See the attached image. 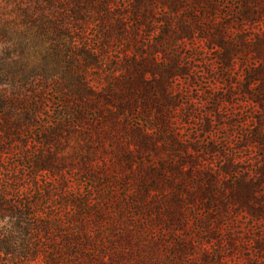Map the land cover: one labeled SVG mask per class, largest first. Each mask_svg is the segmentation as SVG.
<instances>
[{
  "label": "trees",
  "instance_id": "trees-1",
  "mask_svg": "<svg viewBox=\"0 0 264 264\" xmlns=\"http://www.w3.org/2000/svg\"><path fill=\"white\" fill-rule=\"evenodd\" d=\"M242 219L264 0H0V264H257Z\"/></svg>",
  "mask_w": 264,
  "mask_h": 264
},
{
  "label": "rangeland",
  "instance_id": "rangeland-1",
  "mask_svg": "<svg viewBox=\"0 0 264 264\" xmlns=\"http://www.w3.org/2000/svg\"><path fill=\"white\" fill-rule=\"evenodd\" d=\"M234 102H236V98H234ZM243 110H244V112H243V114H246L247 116H249V112H250V109H247L246 107H244L243 108ZM257 154H258V152L257 153H255L254 152V162H255V159H256V157H257ZM237 225H239V226H241V228H243V229H241V231H245L246 229H251L250 228V226H254L252 229H251V231L249 230V235L250 236H253V231H258V230H263L264 231V221L263 222H261L260 224H254V223H252L251 221H249V223H247V220L246 219H242V220H238V222L236 223ZM247 247V246H246ZM246 251H242V253L241 254H239V256L241 257V258H245L246 256H247V254L245 253ZM236 256H238V254H236ZM236 261V263L235 264H240V263H242L241 261L239 262L238 260H240V259H235ZM257 264H264V259H262L261 261H259V262H257Z\"/></svg>",
  "mask_w": 264,
  "mask_h": 264
}]
</instances>
